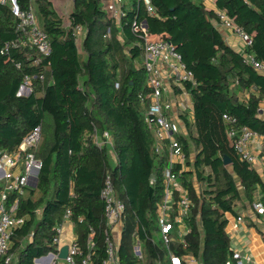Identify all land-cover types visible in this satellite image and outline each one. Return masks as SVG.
I'll use <instances>...</instances> for the list:
<instances>
[{"label": "trees", "instance_id": "1", "mask_svg": "<svg viewBox=\"0 0 264 264\" xmlns=\"http://www.w3.org/2000/svg\"><path fill=\"white\" fill-rule=\"evenodd\" d=\"M70 1L72 8L64 16L53 0H16L18 9L32 11L46 33L48 56L28 46L1 52L20 33L11 3L0 2V150H14L40 126L34 152L42 160L36 186L9 196V203L17 200L16 212L25 220L11 238L12 260L0 264H34L35 258L56 251L53 237L67 209L79 246L74 264H104L107 223L100 191L107 173L124 203L119 264H168L169 250L192 255L200 264H235L226 212H234L242 195L252 203L258 188V201L264 205V182L241 158L228 131L247 126L264 136V118L259 116L264 72L225 41L213 20L220 21L219 13L227 15L251 37L244 52L264 62V0H214L216 9L203 0H150L153 13L143 0H123L118 23L108 0ZM140 21L175 46L195 81L185 82L193 119L184 117L188 136L179 135L188 166L178 180L191 199L184 218L189 230L184 241L178 238L168 245L159 235L157 205L164 197L169 153L165 147L156 151L153 130L143 117L147 101L139 94L149 89L134 28ZM75 25L83 28L80 49ZM25 75L34 76L33 88L20 95ZM103 131L111 145L95 143ZM224 155L230 163H224ZM137 240L142 257L134 251Z\"/></svg>", "mask_w": 264, "mask_h": 264}, {"label": "built area", "instance_id": "2", "mask_svg": "<svg viewBox=\"0 0 264 264\" xmlns=\"http://www.w3.org/2000/svg\"><path fill=\"white\" fill-rule=\"evenodd\" d=\"M6 1L11 3V9L18 18L16 30L20 35L11 41L5 42L1 52L8 51L11 47L28 46L29 48H35L42 56H48L51 51L50 43L46 33L38 24L34 13L32 11L19 10L16 0L15 2L14 0H0L2 3ZM122 1L108 0L107 4L110 14L117 23L121 16L124 15ZM143 1L147 11L153 13L154 7L150 0ZM219 15L220 22L224 21L229 24L243 41L245 47L251 44V37L245 31L233 25L229 17L224 13H219ZM134 28L141 39V46L144 52L142 63L147 73L146 85L149 89L145 95L139 94L141 101H147L143 115L144 121L153 130L156 151H160L165 147L169 153L168 164L163 171L165 180L164 197L157 205L159 235L162 241L168 245L171 241L178 238L184 241L183 236L189 230L184 218L189 211L191 199L187 190L178 180V173L182 169L187 168V165L185 164V154L179 139V135L182 134L179 118L175 115L176 112L172 111V101L167 95L175 97L173 85L189 93L185 87V82L194 83L195 81L192 71L187 68L181 54L170 41L157 34L150 33L145 21H140ZM82 31L81 25H75L73 28V33L76 37L80 36ZM241 52L247 62L257 70L264 72V62L255 59L252 54L244 52V49ZM38 61L39 57L33 59L35 64ZM17 66H20L19 62H17ZM41 77L42 75L39 76V78ZM33 78L34 76L25 75L17 93L20 95L29 94L33 88ZM168 82L170 83L169 85H167ZM179 101L184 102L183 99ZM223 116L226 120H235L227 114ZM228 135L233 138L234 146L241 158L252 165L259 157L255 142H257V138L260 135L247 126H241L237 129L230 128ZM40 138L41 129L40 126H37L23 137L21 143L14 150H0V263H9L12 260L13 254L10 252L11 238L15 230L25 220L24 216L18 215L16 212L17 200L14 199L13 202L9 203V196L13 192L21 193L25 186L32 185L31 182L34 177L38 176L42 160L35 155L34 150ZM95 143L99 146L106 143L111 145L112 141L109 133L103 131L100 136L95 137ZM258 144L259 147H262L261 141H258ZM262 151L264 149H261V153L264 155ZM176 164H180L178 172L175 170ZM100 197L104 202V215L107 223V256L104 264H119L117 256L119 241L113 236L112 229L115 226L119 227L120 230L122 229L124 203L117 197L109 173L105 175ZM254 208L259 213H264V205L261 202H255ZM69 217L70 210L67 209L65 218ZM237 219L241 220V217L238 216ZM57 231L59 232V227ZM89 237H92V233H90ZM75 239L70 244L67 257L64 259L67 264L75 263L74 255L79 251V246ZM53 243L56 246V251L48 253L56 254L61 246L58 234L53 237ZM134 251L139 257H142L139 240L134 245ZM244 257L248 259V255ZM43 258L56 259L45 254L40 259L35 258L36 260L34 259V261L39 264V260ZM168 258V264H190V261L194 263L199 261L192 255H179L172 250H169ZM233 258L235 264H240L243 256L238 251H233ZM82 262L86 263V258ZM46 264L54 263L49 260ZM216 264L233 263L228 260L225 263Z\"/></svg>", "mask_w": 264, "mask_h": 264}, {"label": "crops", "instance_id": "3", "mask_svg": "<svg viewBox=\"0 0 264 264\" xmlns=\"http://www.w3.org/2000/svg\"><path fill=\"white\" fill-rule=\"evenodd\" d=\"M204 4L209 9H216L214 0H203ZM219 31L222 33L225 41L235 50L242 51L244 49V43L240 37L233 31L231 27L222 26L221 22L213 20ZM170 83L168 82L167 85ZM174 87L175 97L167 95L172 101V111L176 112L175 115L179 118L180 131L182 134L187 135L186 125L184 117L186 116L189 121L193 119V104L191 95L180 87ZM185 91V92H184ZM246 95V92L244 93ZM174 95V94H173ZM183 99L184 102L179 100ZM259 116L264 118V102L259 107ZM188 136V135H187ZM258 141L262 143V147H259ZM256 151L259 154L252 167L260 174L262 182H264V155L261 153V149H264V136L260 135L255 142ZM195 155V149L190 143V159L193 160ZM188 167V166H187ZM194 184L198 187V182L194 180ZM242 195V194H241ZM261 191L258 188L254 193V201L250 203L243 195L241 201H239L235 207L234 212H226L227 223L225 226L226 233L229 236L230 247L233 251H238L243 258L240 264H264V213H259L254 208V203L260 198ZM240 216L241 220L237 217ZM112 234L117 241L120 239L121 230L115 226L112 229ZM59 241L62 244L68 243L69 245L76 238L74 232V224L70 218H65L59 226ZM248 255V259L244 256ZM53 261L54 264H67L62 259L43 258L39 260V264H46ZM34 264L35 261H34ZM190 264H200L191 262Z\"/></svg>", "mask_w": 264, "mask_h": 264}, {"label": "rangeland", "instance_id": "4", "mask_svg": "<svg viewBox=\"0 0 264 264\" xmlns=\"http://www.w3.org/2000/svg\"><path fill=\"white\" fill-rule=\"evenodd\" d=\"M53 5L57 9V11L64 16L68 15V13L72 8V4L70 0H53ZM221 24L222 26L230 27V25L225 23L224 21H221ZM81 40H82V36L80 35L76 39L79 49L81 47Z\"/></svg>", "mask_w": 264, "mask_h": 264}, {"label": "water", "instance_id": "5", "mask_svg": "<svg viewBox=\"0 0 264 264\" xmlns=\"http://www.w3.org/2000/svg\"><path fill=\"white\" fill-rule=\"evenodd\" d=\"M14 2H15V0H14ZM223 161H224L225 164H228V163H230V158L228 156L224 155L223 156ZM37 180H38V177L35 176L33 181L31 182L32 186H36ZM69 246L70 245L68 243L62 244L59 247V249H58L56 254L47 253L46 256L50 255V256H52V258H57V259L64 260L67 257V254H68V251H69ZM41 257L42 256L37 257L36 259H40Z\"/></svg>", "mask_w": 264, "mask_h": 264}]
</instances>
